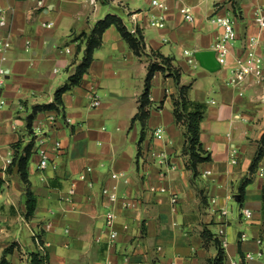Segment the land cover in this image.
<instances>
[{
	"label": "crops",
	"instance_id": "0c3cea01",
	"mask_svg": "<svg viewBox=\"0 0 264 264\" xmlns=\"http://www.w3.org/2000/svg\"><path fill=\"white\" fill-rule=\"evenodd\" d=\"M141 1L144 5L0 0V19H6L0 38L11 41L0 61L7 71L0 87V101L5 100L0 108V261L5 255L7 263L27 264L30 252L41 250L49 264H209L218 253V239L225 264H264V153L252 166L264 134V84L235 88L227 83L245 34L260 33L264 39V29L252 18L253 8L264 6V0H161L166 8ZM186 8L193 20L187 19ZM217 10L237 18L238 37L230 43L228 63L212 72L216 68L206 67L197 54L213 50L221 33L211 20ZM108 13L119 15L129 31H142L146 53L135 54L111 25L80 83L63 93L61 113L39 111L29 132L33 106L52 102L81 62L86 45L77 36ZM160 15L165 26L152 25ZM151 27L155 34L148 35ZM64 44L72 57L59 56ZM259 52H264L262 42ZM155 53L172 57L181 84L191 85L190 98L206 104L201 141L211 160L198 164L196 173L184 152L185 126L174 115L178 85L170 70L152 77L145 124L133 120ZM200 64L205 72L198 78L182 74ZM95 97L99 105L93 104ZM50 114L57 115L54 124ZM41 136L49 140L45 168L36 151ZM20 139V150L34 141L28 170L37 204L30 218L24 183L12 164ZM55 139L62 143L60 150L52 146ZM139 145L143 154L138 157ZM105 187L117 193L115 200ZM245 207L251 217L243 214ZM109 209L118 230L113 242L105 220ZM24 225L31 231L30 243L22 238Z\"/></svg>",
	"mask_w": 264,
	"mask_h": 264
},
{
	"label": "trees",
	"instance_id": "16d2710c",
	"mask_svg": "<svg viewBox=\"0 0 264 264\" xmlns=\"http://www.w3.org/2000/svg\"><path fill=\"white\" fill-rule=\"evenodd\" d=\"M111 25H116L120 30L123 38L128 42L135 54L141 56L145 54V39L142 31L139 29L136 33L128 30L122 18L114 13H108L103 18L99 19L90 32H81L77 38L84 40L85 49L83 58L80 63L77 64L75 71L69 76L68 80L59 86L55 91L54 100L50 103H41L33 106L32 113L28 116V129L32 131V122L39 111L43 110H56L57 114L61 113V109L64 105L63 93L67 91L71 86L79 84L84 73L87 71L92 59L93 53L103 42V33ZM155 59L150 61L148 66V73L145 82V89L140 96L139 110L134 119H139L142 125L145 124L146 118L149 115L147 106L151 103L150 89L151 80L154 73L158 70L166 71L170 70L171 75L174 76L178 85V95L175 98L174 115L176 121L185 126V145L184 152L189 155L188 164L190 168L196 173L198 164L204 161L211 160V153L207 150L201 141V121L205 116L206 104L201 101L193 100L189 96V90L191 85L181 84L180 70L173 66L172 57L165 56L161 53H155ZM145 132H142L139 144L144 140ZM261 146L256 157L253 160L252 166L257 164L258 160L264 153V134L260 140ZM22 140L20 139L15 143L16 152L13 158L12 164L18 166L20 177L24 183V189L26 194L27 203V217H32L37 204V197L31 187V180L29 178L28 162L33 153L34 141L31 140L27 145L21 149ZM143 154L142 146L139 145L138 157ZM11 164V165H12ZM1 183V180H0ZM218 247L217 255L209 261V264H225V252L221 247L218 239H216ZM9 248L4 250L5 254ZM7 260L3 255L0 264H6ZM27 264H49L48 254L41 250L30 252L29 261Z\"/></svg>",
	"mask_w": 264,
	"mask_h": 264
},
{
	"label": "built area",
	"instance_id": "2783aa9c",
	"mask_svg": "<svg viewBox=\"0 0 264 264\" xmlns=\"http://www.w3.org/2000/svg\"><path fill=\"white\" fill-rule=\"evenodd\" d=\"M95 2V0H93ZM38 4L42 5L43 0H38ZM154 5H158L160 7L166 8V5L161 0H153ZM186 17L189 20H193L194 16L190 10V8H186ZM253 21L257 24V26L261 29H264V6H256L252 11ZM211 20L214 24L218 25L221 28V33L217 37L213 50L215 51L216 58L221 65H226L228 63V56L230 54V43L238 37V29H237V18L228 13L222 12L220 10L215 11ZM52 22H50L51 24ZM151 24L157 27H164L166 24L165 16H154L151 20ZM6 25V19H0V26ZM262 42V46L264 49V39L261 38L259 34H250L246 33L243 39L242 48L240 53L235 57V60L231 66L230 75L227 79V83L235 88H242V86L248 82H257L260 84H264V52H259V46ZM11 46V41L9 37L0 38V61L6 59V52ZM67 51L70 52L71 48L68 47ZM58 69L55 68V71ZM6 69L0 65V87L3 85L5 80ZM5 103V100L0 101V108ZM101 103L98 97L94 98L93 104L99 105ZM48 120L53 124L57 120V115L50 114L48 116ZM67 121H71V118H67ZM161 129H157L156 132ZM49 140L45 136H41L38 138L36 143V151L40 155V167L45 168L50 164L49 159V148L46 146ZM54 150H60L62 147V143L60 140H53L52 144ZM235 162L236 160L233 159ZM89 170L91 167L88 168ZM263 171V170H261ZM210 173V170H207L205 174ZM113 176H117L116 173ZM81 178L85 177L84 173L80 174ZM73 192V189L71 190ZM104 192L109 195L111 200H115L117 198V193L111 190L108 187L104 188ZM173 202L177 201V196H173ZM127 205H130L128 202ZM243 214L246 217L252 216V210L250 208H244ZM116 219V214L112 209L107 210L105 214L106 225L109 227V236L110 241H115L118 230L114 227ZM99 239V237H98ZM37 243L40 244V240L36 236ZM248 257H252L251 253L247 254ZM11 264V263H6ZM139 264H145L144 262H139ZM230 264H238L236 261H231Z\"/></svg>",
	"mask_w": 264,
	"mask_h": 264
},
{
	"label": "rangeland",
	"instance_id": "374dc122",
	"mask_svg": "<svg viewBox=\"0 0 264 264\" xmlns=\"http://www.w3.org/2000/svg\"><path fill=\"white\" fill-rule=\"evenodd\" d=\"M109 1L110 0H99L100 4H109ZM129 1L131 3L137 4V5L138 4L139 5H144V3L141 0H129ZM117 10H119V13H121V15H123L124 18L127 16V13L125 12V10H123L121 8H117ZM147 33H148V35L149 34H155L154 28L151 27V28L147 29ZM67 47H70V46H68L67 44H64V45L61 46L60 49H61L62 53H59V56L66 55L68 57H72L73 53H67V51H66ZM50 66H51V64H50ZM64 70L65 69L63 68L61 71L63 72ZM204 70L205 69H203V66L200 64L199 68L197 70H195L194 72L187 71V72H182V74H184L185 77L186 76H191L192 78H195V77L198 78L200 76V74H198V72H205ZM216 71H218V68L213 69L212 72H216ZM62 72H60V73H62ZM212 72L209 73V71H208L207 73L212 74ZM192 78H190V79L192 80ZM53 93H54V91L51 94H53ZM233 205L236 207L237 203L235 201H233ZM22 238L27 243L32 242L31 231L25 225L22 228Z\"/></svg>",
	"mask_w": 264,
	"mask_h": 264
},
{
	"label": "water",
	"instance_id": "95a60500",
	"mask_svg": "<svg viewBox=\"0 0 264 264\" xmlns=\"http://www.w3.org/2000/svg\"><path fill=\"white\" fill-rule=\"evenodd\" d=\"M197 57L206 67L210 69L219 66V62L216 58L214 50H203L197 54ZM236 198L239 199L240 198L239 195H237Z\"/></svg>",
	"mask_w": 264,
	"mask_h": 264
}]
</instances>
